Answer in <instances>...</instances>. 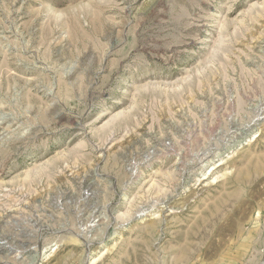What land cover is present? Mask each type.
Returning <instances> with one entry per match:
<instances>
[{"label":"rangeland","instance_id":"obj_1","mask_svg":"<svg viewBox=\"0 0 264 264\" xmlns=\"http://www.w3.org/2000/svg\"><path fill=\"white\" fill-rule=\"evenodd\" d=\"M0 264H264V0H0Z\"/></svg>","mask_w":264,"mask_h":264}]
</instances>
